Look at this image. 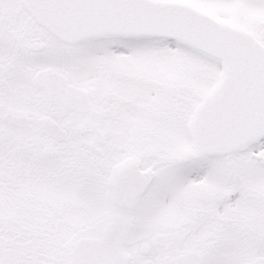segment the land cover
I'll return each mask as SVG.
<instances>
[{
	"label": "snow or ice",
	"instance_id": "6c2138e0",
	"mask_svg": "<svg viewBox=\"0 0 264 264\" xmlns=\"http://www.w3.org/2000/svg\"><path fill=\"white\" fill-rule=\"evenodd\" d=\"M0 264H264V0H0Z\"/></svg>",
	"mask_w": 264,
	"mask_h": 264
}]
</instances>
